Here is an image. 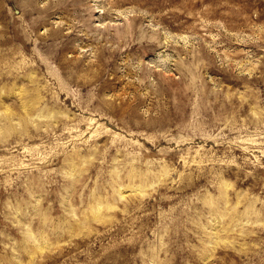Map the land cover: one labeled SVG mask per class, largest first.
Wrapping results in <instances>:
<instances>
[{"label": "rangeland", "instance_id": "1", "mask_svg": "<svg viewBox=\"0 0 264 264\" xmlns=\"http://www.w3.org/2000/svg\"><path fill=\"white\" fill-rule=\"evenodd\" d=\"M0 264H264V0H0Z\"/></svg>", "mask_w": 264, "mask_h": 264}]
</instances>
